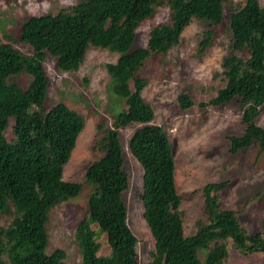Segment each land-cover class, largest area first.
I'll use <instances>...</instances> for the list:
<instances>
[{
	"label": "trees",
	"instance_id": "trees-1",
	"mask_svg": "<svg viewBox=\"0 0 264 264\" xmlns=\"http://www.w3.org/2000/svg\"><path fill=\"white\" fill-rule=\"evenodd\" d=\"M227 2L79 0L54 15L22 22L18 39L30 48V54L0 44V214L13 210L11 222L0 233V264H65L62 250L44 252L45 223L53 207L81 190L80 184L61 177L84 122L61 103L44 109L48 78L43 62L48 55L59 72L75 71L89 46L118 55L114 63L104 66L109 93L117 102L110 127L102 122L96 126L93 150L99 156L83 176L90 190L85 212L74 229L80 264H139L122 200L128 182L118 137L120 129L132 124L140 125L127 148L142 171V219L153 240L148 264H225L228 244L243 257L264 256V236L247 233L233 212L220 208L217 194L226 188V182L202 186L204 218L196 221L190 236L184 235L171 146L163 129L151 124L153 111L140 96L146 83L139 70L145 60L176 46L192 20L205 25L197 43V54L202 53L215 37ZM159 7L167 8L169 22L152 27L145 47L133 49L136 28ZM228 30V45L220 62L224 84L205 106L235 103L241 132L227 139L228 152L235 155L255 146L261 154L264 129L256 125V118L264 105V7L257 0L233 6ZM19 76L28 77L24 88L12 80ZM176 102L181 110L192 105L185 94ZM121 103L124 108H119ZM9 119L13 120L12 138L6 140ZM101 246L106 247L104 255H99Z\"/></svg>",
	"mask_w": 264,
	"mask_h": 264
},
{
	"label": "rangeland",
	"instance_id": "rangeland-1",
	"mask_svg": "<svg viewBox=\"0 0 264 264\" xmlns=\"http://www.w3.org/2000/svg\"><path fill=\"white\" fill-rule=\"evenodd\" d=\"M79 0H16L0 2V44L28 55L30 48L18 39L22 22L29 17L54 15ZM223 6L221 24L215 28L211 45L199 55L197 43L205 25L192 20L180 34L176 46L165 54L148 57L139 70L145 81L141 98L153 111L151 124L160 126L171 146L173 178L176 193L180 196L179 210L182 212L183 232L190 236L195 223L203 219V200L200 190L207 183L226 182V188L217 194L221 209L236 215L241 227L249 234L264 236V153L259 154L255 146L228 152V138L241 132L240 111L235 103L221 107L205 106L222 88L220 62L228 45L229 9L241 6L244 0H227ZM264 7V0H257ZM166 7L156 9L152 18L139 24L135 30L133 49L146 45L149 30L160 23H168ZM117 54L89 46L80 66L71 72H59L54 60L46 55L43 68L48 78L44 109L61 103L83 119L84 125L74 147L62 167V180L81 185L79 194L56 207L47 216L46 254L55 249L62 250L65 264H80V255L74 241V229L81 220L89 194L84 183V172L99 153L93 150L98 137L96 126L102 122L105 128L111 125L117 100L108 90L109 78L104 66L114 63ZM21 88L28 83L27 76L12 79ZM187 95L192 102L190 108L181 110L176 102L179 95ZM119 108H124L121 103ZM13 120L9 119L4 131L10 140ZM256 125L264 129V105L256 118ZM140 125L132 124L118 131L122 151V168L127 176L128 187L122 194L126 208V224L136 239V255L139 264H148L153 250V240L142 219L141 168L130 155L127 142ZM13 218V210L0 214V233ZM101 241V240H100ZM106 254L101 246L99 255ZM201 261L203 256L198 254ZM264 256L253 254L243 257L227 246L225 264H263Z\"/></svg>",
	"mask_w": 264,
	"mask_h": 264
}]
</instances>
